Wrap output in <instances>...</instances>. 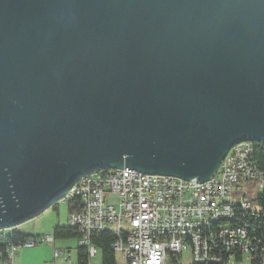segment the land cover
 <instances>
[{"label":"water","instance_id":"95a60500","mask_svg":"<svg viewBox=\"0 0 264 264\" xmlns=\"http://www.w3.org/2000/svg\"><path fill=\"white\" fill-rule=\"evenodd\" d=\"M264 140V0H0V229L100 167L208 179Z\"/></svg>","mask_w":264,"mask_h":264},{"label":"built area","instance_id":"2783aa9c","mask_svg":"<svg viewBox=\"0 0 264 264\" xmlns=\"http://www.w3.org/2000/svg\"><path fill=\"white\" fill-rule=\"evenodd\" d=\"M256 143L264 146V140L235 142L206 180L100 167L79 176L55 200L72 208L68 225L80 232L79 244L90 256L98 250L92 236L107 230L117 238L113 247L123 264H167L185 253L195 264H259L263 213L254 198L264 189V169L255 160ZM15 230L12 225L1 232ZM54 240L52 232L7 240L0 264H15L21 247ZM61 253L55 248V256Z\"/></svg>","mask_w":264,"mask_h":264},{"label":"crops","instance_id":"0c3cea01","mask_svg":"<svg viewBox=\"0 0 264 264\" xmlns=\"http://www.w3.org/2000/svg\"><path fill=\"white\" fill-rule=\"evenodd\" d=\"M60 207V205H59ZM47 208L42 212L29 217L26 220L19 222L16 226V229L27 235L37 236L41 233L52 232L54 233V229L57 225L66 226L67 223H61V221L55 218L53 214V210L58 211L59 208L53 209ZM69 206L67 208L69 215ZM51 217V223L45 224V217ZM55 248L63 251L58 256L54 255ZM97 253L94 256H90L88 264H103L102 260V251L97 247ZM78 251H79V240L77 237L71 238H55L54 242H42L38 243L33 247H21L18 249L15 255V264H79L78 263ZM101 252V257L99 259H95L94 257ZM116 251V257L117 253ZM120 253V252H119ZM121 254V253H120ZM183 256H172L167 264H182ZM191 258V256H190ZM264 259V258H263ZM192 260V258H191ZM124 259L121 254V261L117 259V264H123ZM244 264V263H243Z\"/></svg>","mask_w":264,"mask_h":264},{"label":"trees","instance_id":"16d2710c","mask_svg":"<svg viewBox=\"0 0 264 264\" xmlns=\"http://www.w3.org/2000/svg\"><path fill=\"white\" fill-rule=\"evenodd\" d=\"M255 160L257 164L264 169V146L262 144L256 143L255 151ZM254 200L257 202V205L260 207L261 212L263 213V218L260 220L259 225L261 226L262 234L264 235V189L255 196ZM47 208L58 209L59 205L57 200L52 201ZM72 209L71 207H69ZM45 210V209H44ZM31 237V235L23 234L17 229L13 232L12 235L5 236L0 230V251H3L7 240H24ZM55 238H71L77 237L79 239L80 232L69 226L57 225L54 229ZM116 236L110 231H99L94 236H92V243L101 249L102 251V260L103 264H117L116 250L113 247V244L116 240ZM90 255L86 246L79 244L78 251V263L79 264H88ZM264 259L259 260V264H263ZM207 264V263H204Z\"/></svg>","mask_w":264,"mask_h":264},{"label":"rangeland","instance_id":"374dc122","mask_svg":"<svg viewBox=\"0 0 264 264\" xmlns=\"http://www.w3.org/2000/svg\"><path fill=\"white\" fill-rule=\"evenodd\" d=\"M110 199L112 201H117V198H116L115 195L110 196ZM67 208H68L67 203L62 202L60 204V207H59V210L58 211H55V210L52 209L53 210L52 212H53L55 218L56 219L59 218V220L61 221V223H64V224L67 223V220L66 219L68 218ZM51 220H52V218L50 216L49 217H45V224H50L51 223ZM6 229H7V227L1 228V230H4V231H6ZM100 257H101V252H99L97 254V256L94 257V258L95 259H99ZM117 259L119 261H121V254L119 252L117 253ZM243 263L244 264H249V261L246 260V259H244L243 260ZM182 264H195V263H193V261L191 260L190 255L188 253H185L184 256H183V259H182ZM263 264H264V262H263Z\"/></svg>","mask_w":264,"mask_h":264}]
</instances>
